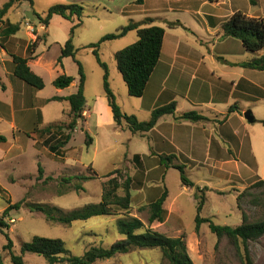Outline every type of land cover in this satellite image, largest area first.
Wrapping results in <instances>:
<instances>
[{
  "label": "rangeland",
  "instance_id": "rangeland-1",
  "mask_svg": "<svg viewBox=\"0 0 264 264\" xmlns=\"http://www.w3.org/2000/svg\"><path fill=\"white\" fill-rule=\"evenodd\" d=\"M9 1L0 0V10ZM169 1L175 2L167 3ZM169 1L161 3L157 0H146V2L143 0V4L138 5L137 0H33V5L27 1H22L10 9L6 16L7 22L20 24L21 30L6 41L7 53L9 54L7 58L12 59V54L22 57L35 55L36 58L31 59L28 65L35 74L43 79L45 87L43 90H37L14 75L11 77L14 65L6 63L9 75L2 78L3 82L9 88L12 82L18 92L24 87L27 88L36 105L34 108L31 107L32 109L28 108L26 113L17 118V124L22 131L18 135L11 130L9 123L0 124V135H4L8 140V145L3 148L9 149L14 145L16 147L15 152L23 157L18 164V170L13 171L12 165L7 166L8 164H5L3 166L5 168L3 169L4 175L2 174L3 178L0 179V218L3 217V212L8 207L17 203L21 204L19 210L11 209L8 217L4 219V222L9 225V229L5 230L4 233L0 232V259L4 264H11L9 253L4 250V246L8 244L5 234L12 240L13 250L16 254L20 253L23 243L31 241L34 236H41L63 240L66 250L71 255L80 257L91 247L110 248L114 243L123 239L117 223L120 219L128 217L140 219L145 224V228H152L167 237H182L194 264H243L244 248L242 245L238 248L227 238L218 239L216 235L210 232L207 223L202 224L200 230L196 231L195 221L198 205L201 196H204L205 203L200 212L202 218L211 219L215 224L221 226L234 228L240 226L242 224V212L238 208L237 197L253 183L264 180V154L259 158L260 175L253 172L244 174L245 172H243L245 181L236 182L233 180L232 183H230V179L233 178L230 175L233 172L236 173L234 170L209 173L205 169L192 167L191 163L182 160L184 158L179 157L178 160H173L175 164L186 166V174L191 181L197 183V181L210 178L207 180L209 185L214 188L217 187V189L212 190L202 188L200 192H197L195 188H184L178 170L171 169L166 173V169L162 165V169L159 171H152L154 167L150 165H148L149 169H145L141 162L132 156L148 151L149 146L145 139H141L140 136L133 138L126 127L114 129L108 127L106 122L105 126L96 130L92 124L86 122L84 116H89V114L85 111L83 119L78 121L77 128L72 133V139L59 156L48 151L47 144H42L43 141L49 139V145H56L58 138L61 137L63 140L69 133L68 126L72 121L69 103L67 101L47 103V100L56 96L68 97L76 93L80 76L78 65L74 59L65 58L61 64H58L61 50L70 38V30L74 22L56 15L52 18L49 26L45 27L33 13L45 17L48 10L56 5L76 4L84 8L83 24L74 33L73 45L78 50L76 60L81 63L86 76L84 94L88 107L93 104L95 99L104 96L103 78L105 70L98 64L92 49L87 47L98 43L106 35L118 33L131 22L139 23L141 27H147L144 24L148 20L146 15L154 14L156 11L166 19L181 20L188 29H192L193 33L198 34L194 37L181 27H174L170 28L173 30H169V34L178 40L181 48L190 49L188 54L193 60L189 63V73L196 72L199 77L207 79L206 65L201 59L211 49L219 54L228 53V57L229 55L234 56L233 59L240 61V63H250L264 56V50L261 52L246 51L237 39L230 38L227 41V38H223L220 42L217 40L215 44L205 39L207 38L206 21L208 19L197 16L196 9L200 5V0ZM255 3L253 6L250 0H229V3L222 4L220 0H213L208 2L204 9L205 12L214 10L222 16L220 19H215L220 23V30L222 31V24L232 16V12L240 11L249 17L264 19V0H255ZM170 9L175 12H170ZM27 12L33 14L34 21H30L26 17ZM210 18L214 19L213 17ZM149 21L152 23V20L149 19ZM137 40V32L130 31L124 37L103 43L99 51L101 61L108 67L110 86L116 94L117 103L122 111L128 115L136 113L132 111L137 110L138 103L136 102L142 97L129 96L126 84L118 71L115 54ZM203 41L205 43H202ZM34 43H36L35 46ZM63 74L74 77L75 84L64 90H58L54 87L53 82ZM173 78L169 79L165 91L155 101V109L172 103L175 94L171 89ZM260 78L259 83L264 84V77ZM225 82V80L219 82L210 78L205 85L206 88L203 87L205 83H202L203 92L194 95L193 91L200 86V83L192 81L191 75L185 76L182 82V90L177 93L180 98L181 112L185 113L193 109L189 108L188 101L181 99L186 95L191 101L197 103L219 101L223 105L227 100L232 102L230 94L223 92L226 86ZM218 84L219 90H217L219 92L217 90L211 91L212 86ZM9 88L6 92H0V100L7 103L13 97L15 109L20 111L18 93H11ZM188 91H192V93ZM229 105L236 107L234 102ZM248 110L254 111L252 108ZM193 111L207 112L202 108ZM257 112H260V109ZM208 115L212 114L209 113ZM139 117L146 119L145 114H139ZM251 124L248 133L254 135L257 140L262 139L264 150V126L261 123ZM30 134L38 141L36 147L34 145L36 140L29 136ZM87 134L94 140L90 146L86 144ZM17 137L19 139L16 143L14 140ZM130 138L132 139L129 140ZM152 141L155 143L153 138ZM200 143L204 148L205 142ZM201 150L203 149L201 148ZM243 155L249 160L251 159L246 149ZM246 157L241 158L240 161L245 163L244 161L248 160ZM204 159L205 157L202 156L201 160ZM227 159L232 160L233 158L228 157ZM160 160L161 158H159ZM39 166L44 170L42 177H40ZM242 170L245 171L244 168ZM119 171L121 174L115 173ZM93 173L97 175V178L92 181L80 182L74 178L78 175L88 176ZM110 174L112 175L110 176ZM128 176L132 179L131 192H133L129 213L119 211V214L115 216L94 217L66 226L51 222L43 214L32 212L29 208V205H45L69 212L85 205L98 204L101 201L103 186L109 179L117 177L120 182H124L123 180ZM12 178H16L17 183L12 182ZM77 185L83 186L85 190L77 192L75 190ZM165 190L168 191V197L164 204L165 222L162 224L154 223L149 226L148 205L157 200ZM123 194V191L120 190L119 195ZM195 195H198L199 198H196ZM243 208L251 217L258 215V211L248 203H245ZM249 252L255 264H264V237L256 242H251ZM24 260L26 264H47L44 258L34 254L25 255ZM95 264H164V260L159 249H135L128 254H118L110 260L98 261Z\"/></svg>",
  "mask_w": 264,
  "mask_h": 264
},
{
  "label": "trees",
  "instance_id": "trees-1",
  "mask_svg": "<svg viewBox=\"0 0 264 264\" xmlns=\"http://www.w3.org/2000/svg\"><path fill=\"white\" fill-rule=\"evenodd\" d=\"M22 1H27L31 5L34 4L33 0H10L5 3L0 10V48L6 51V41L17 35L21 30L20 24L7 22L6 16L16 3H20ZM206 1L212 2L213 0ZM136 3L141 5L143 4V0H137ZM250 3L253 6L256 4L255 0H250ZM83 13L84 8L76 4L53 6L48 10L45 17L33 13L36 19H38L45 27L49 26L52 18L56 15L65 20L74 22V25L70 30V38L61 50V56L58 58V64H61L62 60L65 58L74 59L79 68L80 79L78 90L76 93L68 97L56 96L47 100V103L54 101H67L70 105V116L72 118V121L68 126L69 133L63 140L61 137L58 138L56 145H49V139L43 141L44 143H42L43 145L47 144L49 151L55 156H59L61 151L72 139V133L77 128L78 121L83 119L86 106L84 94L86 76L81 63L76 60L78 50L73 45L74 33L76 29L81 27L83 24ZM144 24L147 27H141V24L131 22L128 26L122 28L118 33L106 35L98 43L91 44L87 47L92 49L93 55L95 56L98 64L105 70L103 78L104 95L107 99L109 107L111 108L115 125L120 128L126 127L132 134L136 135L151 131L157 125L158 121L166 115H172L176 121L180 122L205 123L210 121L209 117L197 111L180 114L177 113L176 103H171L155 109L152 112L150 119L145 122L140 121L134 115H128L122 111L110 86L108 67L100 59V47L107 41H113L124 37L130 31L137 32L138 40L121 51H118L115 54V60L118 71L126 84L129 96L135 98L143 97L153 71L161 58L165 37L164 28L150 25L149 20L144 22ZM169 27H182V25L179 22L170 23ZM221 28L222 38H233L239 40L246 51L261 52L264 50L263 18L249 17L246 14L237 11L222 24ZM35 44L36 43H34V46ZM11 57L12 64L14 65V76L37 90H43L45 87L43 79L35 74L28 65L29 61L31 59H35L36 56L32 55L31 57H22L12 54ZM240 66L264 71V57L250 63H243ZM74 82V77L63 74L53 82V85L58 90H64L69 88ZM234 108V106L231 107L230 111ZM260 123L264 126V121H260ZM47 129L49 130V128ZM45 131L48 133L47 130ZM29 136H32V138L35 139L33 135L30 134ZM6 141L7 138L0 135V145L6 143ZM92 143L93 139L87 134V146H90ZM139 158V156H135V159L139 160ZM160 158L161 165L165 169H176L179 171L181 183L184 187L191 189L195 188L197 192L201 191L200 188L195 187V184L187 177L185 170L186 166L182 164H175L173 162V160L177 159L175 156H160ZM39 167L40 177H42L44 170L41 166ZM115 173L121 174L120 171ZM111 175L112 174H110V176ZM74 178L80 182H88L95 180L97 175L93 173L88 176L78 175ZM123 181L124 182H120V179L117 177L109 179L103 186L101 201L98 204L85 205L82 208L74 209L69 212L45 205H29V208L32 212L43 214L45 218L51 222L66 226H70L72 223L77 221H87L94 217L115 216L119 214V211L129 213L132 206V179L128 176ZM75 190L79 192L84 191L85 188L81 185H77ZM120 190L123 191V195H119ZM195 196L196 198H199L198 195ZM167 197L168 191L165 190L157 200L148 205L149 226H152L154 223L162 224L165 222L166 212L164 204ZM204 203L205 197L201 196L198 205V214L195 221L196 231L198 232L200 230L202 224L207 223L210 232L216 235L218 239L227 238L231 243L238 246V248H240V245L243 246V264H255L249 252V244L264 237V180H259L253 183L249 188L238 195L237 205L242 212V224L238 227L234 228L230 226H221L215 224L211 219L202 218L200 216V212ZM245 203L250 204L258 211V215L256 217H251L245 212L243 208ZM20 207L21 204L17 203L8 207L3 212V217L0 218L1 233H4L5 230L9 229V225L4 222V219L8 217L11 209L19 210ZM117 225L119 233L124 237L123 239L114 243L110 248L91 247L80 257L71 255L70 252L66 250L65 242L63 240L45 238L41 236H34L31 241L23 243L20 248V253L16 254L13 250L14 245L12 240L7 234H5L8 244L4 246V250L9 253L11 264H26L24 257L27 254H34L42 257L47 264H95L98 261L110 260L118 254H128L135 249H159L162 253L164 264H194L188 254L186 242L182 237H167L152 228H145V224L136 217L120 219ZM0 264H4L1 259Z\"/></svg>",
  "mask_w": 264,
  "mask_h": 264
},
{
  "label": "crops",
  "instance_id": "crops-1",
  "mask_svg": "<svg viewBox=\"0 0 264 264\" xmlns=\"http://www.w3.org/2000/svg\"><path fill=\"white\" fill-rule=\"evenodd\" d=\"M157 1L162 3L169 0ZM144 2H146V0H144ZM171 2L175 1H169L167 3ZM220 2L225 4V2L229 3V0H220ZM207 3L208 1L206 0H200V5L198 9H196V12L198 13L197 16H203L208 19L206 21L207 38L205 39H208L210 43L215 44L217 40H219V42L223 40L222 31L220 30V23L218 20H215L220 19L222 16L218 15V12H215L214 10L210 11L211 13L209 11L205 12L204 8L207 7ZM157 12L158 11H156L154 14L146 16L148 20H152V23L149 21L150 25L159 26L165 29L161 58L155 70L153 71L143 97L138 99L136 102L138 103L136 106L137 110L132 111L136 112L133 113L134 116H136L142 122L148 120L155 109V101L157 100L158 96H160L163 91H165L167 82L172 77L174 78L171 82V89L175 92V94L171 102L177 104V113H182V108L179 105L180 98L177 96V93L182 90V82L187 75H191L192 81H198L200 83V86L193 91L194 95L201 94L203 92L201 85L202 83H205L203 87L206 88L205 85L210 78H214L219 82H223V80H225L226 86L223 89V92L230 94V99L232 102H234L236 107L230 111V108L233 107V105H229L232 103L230 100L225 101L223 105L219 103V101L213 103H197L194 101V103L190 100L189 96L186 95L181 99L189 102V108H193L190 111L200 110V108H202V110H206L207 112H198H202V114L205 113L203 115L209 117L210 121L205 123L180 122L176 121L174 116L166 115L158 121L157 125L151 131L147 133L135 135L129 131L133 138L135 136H140L142 137L141 139H145L149 146V149L146 153L135 154L132 156H139V161L145 169H149L148 165L153 166L154 168L152 171H159V169H162L159 161L160 156H175L177 160L179 157L184 158L182 160L186 163H191L192 167L205 169L206 171H209V173H223V171H229L231 169V171H236L237 174L234 172L231 173L230 177L233 179H230V183L234 182L233 180L236 182L245 181L243 172H245L244 174L252 172L259 174V158L264 154L263 141H261L262 139L257 140L254 135H250L248 133L252 124H247L249 122L245 119V113L251 111L248 109L252 108L254 113L252 111L251 112L255 117L254 123H260V121H264V84H260L258 81L261 80L260 77H264V71L241 68L240 65L243 63H240V61H235L233 59L234 56L229 55L228 57V53L219 54L216 53L215 50L213 52L211 49L208 51L209 53L203 56L201 59L203 64L206 65L207 79L199 77L196 72L189 73V63L193 60L190 57L191 55L188 54L190 53V49H187V47L181 48V45L178 44V40H175L176 38L169 34V30H173L170 29L169 24L179 22L182 25L181 29L188 31L194 37L198 34L193 33L194 31L192 29H188L185 23H183L181 20H169L165 17H161ZM170 12L173 13L175 11L170 9ZM233 14L234 13L232 12L231 15ZM210 17H213L214 19H211ZM229 39L230 38H227V41ZM194 43L196 42L194 41ZM202 43L205 42L203 41ZM7 52L8 50L6 51L0 48V71H2V73H0V92L2 93L3 91H8L9 88L2 79L6 75H9L6 68V63L12 64V59L7 58L9 56ZM13 75L14 72L11 73V77H13ZM208 75H210V78H208ZM11 84L12 85H10L9 88L11 93L17 92L19 96L20 111L15 109L13 97L10 98L7 103H4L0 100V124L9 123L11 130L16 135H18L22 131L19 129L17 124V118L26 113L25 111L28 108H34L36 102L27 88L24 87V89H21L20 92H18V89H16L15 85L12 82ZM73 84H75V82ZM218 86L219 84L212 86L211 91L215 92L218 89ZM218 90L217 92H219ZM189 93H192V91ZM258 109H260V112H257ZM85 112H88L89 114V116H84L86 122L88 124H92L96 130L105 126V122L107 123L108 127L117 129V126L113 120L111 108L108 105L105 95L95 99L90 107L85 106ZM209 113L212 115H208ZM139 114H145L146 119H141ZM152 138L154 139L155 143H153ZM18 139L19 137H17V139L14 141L17 143ZM131 139L132 138L129 140ZM202 141L205 142L204 148L200 143ZM34 143L36 147L38 141H35ZM6 145H8V140L6 143L0 145V179L3 178V169H5L3 166L5 164H8L7 166H9V164L12 165L13 171H15L16 169H19L18 164L21 162V159H23L19 153L17 154L15 152L16 147L14 145H12V147L9 149H4L3 147ZM200 146L203 150H201ZM245 149L251 158L250 160L243 155ZM202 156L205 157L204 160H201ZM228 157H232L233 159L228 160ZM243 157L248 159L247 161H244L245 163L240 161ZM241 166H243L245 171L242 170L243 168H241ZM169 170L171 169H166V173ZM11 180L12 182L17 183L16 178H12ZM207 180H210V178ZM207 180L205 178L204 180L197 181V183L193 181L192 182L195 184V187H199L200 189H217V187L214 188L212 185H209L210 183ZM132 193L133 192H131V194Z\"/></svg>",
  "mask_w": 264,
  "mask_h": 264
},
{
  "label": "water",
  "instance_id": "water-1",
  "mask_svg": "<svg viewBox=\"0 0 264 264\" xmlns=\"http://www.w3.org/2000/svg\"><path fill=\"white\" fill-rule=\"evenodd\" d=\"M26 17L30 20V21H34V16L31 12H27L26 13ZM245 119L249 122V123H254L255 122V117L253 116L251 111H248L247 113H245Z\"/></svg>",
  "mask_w": 264,
  "mask_h": 264
},
{
  "label": "built area",
  "instance_id": "built-area-1",
  "mask_svg": "<svg viewBox=\"0 0 264 264\" xmlns=\"http://www.w3.org/2000/svg\"><path fill=\"white\" fill-rule=\"evenodd\" d=\"M13 222V221H12Z\"/></svg>",
  "mask_w": 264,
  "mask_h": 264
}]
</instances>
